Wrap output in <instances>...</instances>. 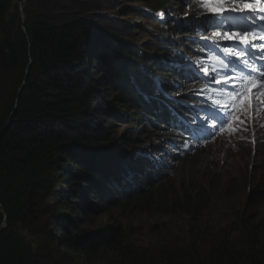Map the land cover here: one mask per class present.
Masks as SVG:
<instances>
[{
  "label": "trees",
  "instance_id": "trees-1",
  "mask_svg": "<svg viewBox=\"0 0 264 264\" xmlns=\"http://www.w3.org/2000/svg\"><path fill=\"white\" fill-rule=\"evenodd\" d=\"M23 1L0 0V264H64L48 247L60 245L65 253L88 254L103 243L114 242L119 229L85 235L61 213H74L90 199L117 206L127 185L144 196L130 198L123 209L151 201L156 210L180 212L197 224L210 204L209 187L196 185L188 175L181 178L179 187L167 191L170 182L160 183L166 176L157 175L161 164L151 159L160 154L158 147L137 150L127 154L129 160L122 156V161L121 149L113 145L114 138L107 139L108 125L101 117L118 116L104 105L106 98H101L98 89L106 86L116 93L128 89L132 95L124 102L125 108L135 111L126 117L132 141L143 117L157 129L167 130L176 106L166 93H176L178 84H167L171 74L165 70V62H173L181 54L157 50L156 56L165 59L161 63L143 50L132 51L123 40L98 41L93 33L99 29L95 17L59 24L42 11L35 15L25 12L23 21L17 6ZM165 4L159 6L167 10ZM193 29L181 26L178 33L190 37L197 33ZM185 45L183 49L190 51L188 42ZM135 62L146 64L143 70L158 80L160 90L153 92V80L136 70ZM96 71L105 79H97ZM176 72L172 75L179 80ZM142 109L144 116L138 112ZM168 134L167 143L175 136ZM140 182L150 184L147 192L138 189ZM57 183L64 188L55 190ZM250 221L240 218L242 229H250L247 252L235 250L228 236H220L204 258L193 248L191 253L166 257L164 264H264L260 223ZM19 230L34 240L28 242ZM42 233H46L48 245L39 249L36 241ZM258 246L262 250H256ZM127 260L128 264H149L145 254L135 249L127 251Z\"/></svg>",
  "mask_w": 264,
  "mask_h": 264
},
{
  "label": "rangeland",
  "instance_id": "rangeland-1",
  "mask_svg": "<svg viewBox=\"0 0 264 264\" xmlns=\"http://www.w3.org/2000/svg\"><path fill=\"white\" fill-rule=\"evenodd\" d=\"M162 2L169 7L167 10L159 6ZM17 6L21 10L23 21L25 12L35 15L42 11L48 12L50 17L59 24L75 18L95 17V25L101 31H98L99 29L92 31L97 35L98 41L111 43L112 39L123 40L133 47L132 51L143 50L152 59L161 63L165 59L156 56L158 51L168 55L176 50L183 57L180 55L173 62H165L168 63L165 70L171 74L167 78V84H178L177 92L169 90V94L173 101H178L177 96L186 95L185 92L191 93L193 83H187L185 87V83L173 77L172 73L175 66L186 62L190 57V51L183 49L186 48L187 37L180 36L178 30L181 26L198 27L196 21L202 20L206 11L202 7L201 0H179V2L172 0H32L21 2ZM225 7L233 6L225 4ZM212 33V28H208L207 31L203 29L204 37L215 39ZM131 58L129 59L132 60ZM139 65L135 62L132 66L149 77L148 71L143 70V68L147 69L146 64ZM94 75L99 80L105 79L100 71H96ZM105 84L107 85L106 82ZM159 87L158 80H153L151 88L154 93ZM98 89L102 93L101 98H106L104 105L118 116L101 117L104 118L102 122L105 121L104 123L108 125L106 137L116 140L113 145H119L121 157L124 156L126 160H129L131 156L127 154L134 155L137 150L149 151L158 147L157 152L160 151V154L156 157L151 156V159L160 162L161 166L157 175L166 176L160 180V183L170 182L167 191L170 187H179L181 178L189 175L187 178H191V182L209 187L210 204L203 209L200 222L195 224L188 216L180 212L156 210L155 207H151V201H139L140 204H129L123 209L122 205L126 204L130 198L141 195V193L137 194L138 191L130 185L123 186L122 195L119 197L120 204L117 206L90 199L76 212L61 214H66L68 222L74 228L82 230L85 235H93L106 229H111L110 231L119 229L120 236L114 239V242L111 240L103 243L100 245L102 247H97L88 254L65 253L60 245L48 247L57 257L60 256L62 263L128 264L130 262L127 260V251L133 249L145 254L149 264H164L166 257L191 253L193 248L198 250L195 252L200 255V258H204L208 255L212 243L220 236H228L229 243L235 250L247 252V237L250 229H242L241 217H248L251 220L249 223L252 224L260 223L261 241L259 242L260 245L264 244V115H262L264 111L262 107L255 104L264 100L263 95L251 97L250 99L253 100L243 104V109L238 115L240 123L233 125L232 131L190 149L187 148L186 141L185 147L181 146V140L185 138H179L177 135L167 143L165 136L169 135L168 131L174 132L169 127L167 130L162 127L157 129L149 122L143 121L147 119L145 117L139 120L138 135L135 136V141H132L129 137L131 134L126 117L135 111L128 110L124 106V102L132 95L128 89L119 93L106 86L98 87ZM138 112L140 115L145 113L143 109ZM250 116H253L251 124L248 123ZM246 132L247 135H245ZM179 153L182 157L176 159ZM156 170L157 168L151 173ZM229 182H232V185H228ZM149 186L147 182L144 184L140 182L138 189L147 192L146 189ZM63 188L62 183L55 185V190ZM254 191L259 194L253 196ZM142 196L144 195L140 197ZM115 200L113 201L117 202ZM49 210L52 211V208ZM192 229L194 233H191ZM195 232L199 233L195 234ZM19 233L25 236L28 242L34 240L24 231L19 230ZM99 237L102 238L100 235ZM38 238L37 247L44 249L46 244L48 245L46 233L40 234ZM256 250H262V248L258 246ZM62 256H65L64 259L61 258Z\"/></svg>",
  "mask_w": 264,
  "mask_h": 264
},
{
  "label": "snow or ice",
  "instance_id": "snow-or-ice-1",
  "mask_svg": "<svg viewBox=\"0 0 264 264\" xmlns=\"http://www.w3.org/2000/svg\"><path fill=\"white\" fill-rule=\"evenodd\" d=\"M201 4L206 10L205 15L202 20L196 22L205 31H207L208 28H212V36L215 38L210 39L204 37L205 42H211L218 47V42L225 39L229 41H238L236 48L239 50L237 52L233 53L229 48L225 47L223 48V53L230 58L233 56L236 58L235 63L231 64V69L235 70L237 65H240L241 71L238 78L241 81L246 80L247 84L241 83L239 86H230L226 80L222 87L225 89L230 88V92L234 99L239 97L236 102L242 108L244 104L242 89L249 93L250 99L253 95V89L264 88V63H257L258 57H264V51H256L257 45L253 43V41L257 39L264 41V29L258 28L256 23L258 13L264 14V0H201ZM225 4L234 5L235 7L226 8ZM236 16H242L249 23V27L237 29L232 23V19ZM193 19L195 20V17H193ZM259 19L264 20V15H260ZM225 24H227V30H222V26ZM240 57H245L242 63L239 59ZM216 59H218L221 70L228 72L230 64L225 63L224 60H219V58ZM197 64H200V61H197ZM253 65H255V67H253ZM257 69H259L258 75ZM256 78L260 81L259 85L255 83ZM211 80L216 83H221L220 80H217L216 75H213ZM230 115L231 113L226 108L224 114L220 118L221 126L228 123V116Z\"/></svg>",
  "mask_w": 264,
  "mask_h": 264
},
{
  "label": "water",
  "instance_id": "water-1",
  "mask_svg": "<svg viewBox=\"0 0 264 264\" xmlns=\"http://www.w3.org/2000/svg\"><path fill=\"white\" fill-rule=\"evenodd\" d=\"M26 0H24L23 2H25ZM4 220H5V217H4ZM5 227V222L2 224L1 228H4Z\"/></svg>",
  "mask_w": 264,
  "mask_h": 264
}]
</instances>
